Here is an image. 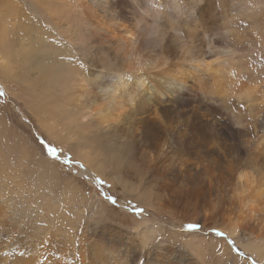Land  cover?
Here are the masks:
<instances>
[{"label": "bare ground", "instance_id": "bare-ground-1", "mask_svg": "<svg viewBox=\"0 0 264 264\" xmlns=\"http://www.w3.org/2000/svg\"><path fill=\"white\" fill-rule=\"evenodd\" d=\"M0 78L29 91L49 132L140 146L148 170L190 184L235 179L244 208L234 232L264 225L252 215L264 197L253 186L264 177V0H0ZM214 195L220 206L222 190ZM223 212L203 219L226 230ZM145 235L137 239L147 246ZM70 239L5 244L0 264H163L174 252ZM254 246L264 262V246ZM188 254L180 264H194Z\"/></svg>", "mask_w": 264, "mask_h": 264}, {"label": "rangeland", "instance_id": "rangeland-1", "mask_svg": "<svg viewBox=\"0 0 264 264\" xmlns=\"http://www.w3.org/2000/svg\"><path fill=\"white\" fill-rule=\"evenodd\" d=\"M56 132L47 131L32 113L28 90L10 88L0 78V247L19 251L42 242L66 247L73 233H81L89 243H79L91 249L116 240L151 247V254L172 248L173 256L160 257L161 263L168 258L180 264L179 257L189 253L194 264H264L254 246H264V225L255 221L233 230L244 208L235 179L226 183L224 174L190 184L148 170L140 146L117 144L115 137L70 139ZM253 186H264V177ZM216 187L222 190L220 206ZM254 203L260 204L252 214L257 219L264 215V197ZM223 209L230 211L226 230L203 219V213L221 216ZM142 235L151 239L147 246L138 242Z\"/></svg>", "mask_w": 264, "mask_h": 264}]
</instances>
